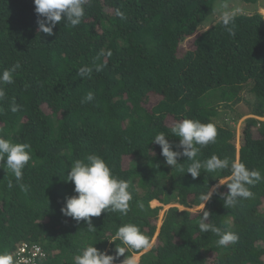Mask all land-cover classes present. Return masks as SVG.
Here are the masks:
<instances>
[{"label":"trees","instance_id":"trees-1","mask_svg":"<svg viewBox=\"0 0 264 264\" xmlns=\"http://www.w3.org/2000/svg\"><path fill=\"white\" fill-rule=\"evenodd\" d=\"M236 1L89 0L79 25L62 18L49 36L39 30L34 0H0V74L20 65L13 83L3 85L0 136L31 145L21 181L0 168V253L15 259L28 242L46 251L40 264H75L88 245L114 256L117 245L126 249L114 261L119 264L145 250L113 240L120 226L133 223L150 243L157 238L139 264H264V180L249 186L253 196L235 207L225 208L219 195L228 193L225 184L204 208L191 211L203 204L200 196L208 188L228 182L230 168H202L193 179L186 173L187 157L178 158L185 169L180 172L152 142L164 132L178 144L171 128L185 118L213 123L216 141L200 148L197 159L216 155L264 176V121L245 119L238 150L230 123L239 115L215 120L222 109L237 112L240 103L248 105V114L264 116V15L233 14L227 27L221 18L212 20L219 5ZM190 38L193 45L184 47ZM82 68L92 71L81 74ZM89 91L94 99L86 102ZM88 154L104 158L133 197L126 215L91 217L93 232L86 221L61 212L65 198L75 195L74 184L65 182L67 172ZM153 200L188 209L170 207L158 232L162 207H153ZM203 211L222 232L237 233L238 242L218 246L219 236L201 232Z\"/></svg>","mask_w":264,"mask_h":264},{"label":"clouds","instance_id":"clouds-1","mask_svg":"<svg viewBox=\"0 0 264 264\" xmlns=\"http://www.w3.org/2000/svg\"><path fill=\"white\" fill-rule=\"evenodd\" d=\"M88 3L89 0H34L39 30L52 36L54 34L53 29L62 21V18L65 23L73 27L79 25L85 16V6ZM232 20L233 16L230 13L221 14V23L224 27H227ZM19 67L20 65L16 64L0 74V100L6 96L3 85L13 83V73ZM91 71V68L80 69L81 74H90ZM93 99L94 93L91 91L84 98L86 102H91ZM17 110L18 106L13 105L11 111ZM171 131L174 136L179 138L178 144L169 142L164 132L156 134L152 142L161 148V155L165 158L166 164L172 166L173 169L180 172L185 171L183 163H178V158L181 156H185L188 161H191L186 173H189L193 179L201 175L202 168L207 172H219L230 168L227 183L219 180L218 185L211 189L208 188L206 193L201 194L200 200L203 202V208L205 202L209 201L214 193H218L220 185L226 184L229 189L227 194L220 193L219 195L224 200L225 208H231L235 207L239 200L251 198L253 193L249 186L264 180V176L258 170H249L243 162L232 161L230 163L227 158L221 159L216 155L204 162L197 159L200 148L216 141L218 132L213 123L205 124L199 120L185 118L176 122ZM30 159V144L13 143L11 140L0 136V168H6L14 174L17 182L21 181L23 170ZM65 182L74 184L75 195L65 198L61 212L64 216L71 217L77 222L86 221L90 232L96 230L92 226L91 217H99L102 212H120L126 215L130 201L133 199L132 193L129 191V183L119 179L112 172L105 159L97 154H88L83 160H76L67 172ZM8 187H13L12 181L8 182ZM21 188L27 190L24 185H21ZM139 206L143 208L142 203ZM209 216L208 211L202 212L199 222L201 232L211 231L219 236L218 246L227 247L229 244L234 245L238 242L239 235L237 233L233 231L222 232L220 228L209 223ZM115 239L120 240L122 245L133 250L151 247L149 238L133 223L120 226L113 237V240ZM94 245L86 246L79 255H76L75 264H114L117 257L123 256L126 250L125 247L116 245V255L114 256L106 250H99ZM0 264H17V261L10 252H3L0 253ZM123 264H134V262L130 257H126Z\"/></svg>","mask_w":264,"mask_h":264},{"label":"rangeland","instance_id":"rangeland-1","mask_svg":"<svg viewBox=\"0 0 264 264\" xmlns=\"http://www.w3.org/2000/svg\"><path fill=\"white\" fill-rule=\"evenodd\" d=\"M226 1H228V0H226ZM221 2H223V1H221ZM256 10H259L264 15V0H258L256 2V4L252 3V2H245V1H240V0H238L234 3L233 2L223 3V4L219 5L217 7V9L215 10L212 20L221 18V14L224 12H228L231 15H233V14H237V13H251V12H255ZM205 25L207 26L208 23L204 24V26ZM191 45H193V38L186 40L183 44L184 47L191 46ZM244 93L246 94V99L248 101H250V99L252 100V98H253L252 95H249L246 92H244ZM236 109H237V112L232 111V109H230V110L222 109L223 112H220V115L218 117H216L215 120L218 122H222L223 120H225V118H226L225 115H227V113H230L231 118H236L239 115V119L231 122L230 124L234 127V131L236 134L235 139H234L235 145H236L237 149L240 150V145H241L240 144V135H241L242 123L245 121V119H247L249 117H254V118L258 119L259 121H264V116L256 115V114H248L249 108H248V105H246L245 103H240V104L236 105ZM129 162H130V157H125L124 158V165L128 166ZM223 181H226V180H223ZM218 184H216V185H218ZM152 206L153 207H158V206L162 207V209L159 211V217H158V232H159V229L162 225L163 217H164L166 211L170 207L177 206V207H180L181 209L187 208V207L181 206L180 204L175 203V202L163 205L159 201L155 202V200L152 201ZM202 208H203V204L197 205L195 207H191V208H189V210L197 212V211L201 210ZM156 239L157 238H154L153 241L151 242V247L148 249H145L143 252L149 251L152 248V246L154 245V243L156 242ZM142 253L136 254L133 257H131L133 262L139 264L140 257L142 255ZM119 264H123V262L119 263Z\"/></svg>","mask_w":264,"mask_h":264},{"label":"built area","instance_id":"built-area-1","mask_svg":"<svg viewBox=\"0 0 264 264\" xmlns=\"http://www.w3.org/2000/svg\"><path fill=\"white\" fill-rule=\"evenodd\" d=\"M45 257L46 251L41 245L24 242L19 246L15 260L17 264H40Z\"/></svg>","mask_w":264,"mask_h":264}]
</instances>
